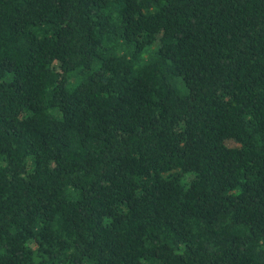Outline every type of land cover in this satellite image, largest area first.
Wrapping results in <instances>:
<instances>
[{
    "label": "trees",
    "instance_id": "1",
    "mask_svg": "<svg viewBox=\"0 0 264 264\" xmlns=\"http://www.w3.org/2000/svg\"><path fill=\"white\" fill-rule=\"evenodd\" d=\"M0 264H264V0H0Z\"/></svg>",
    "mask_w": 264,
    "mask_h": 264
}]
</instances>
